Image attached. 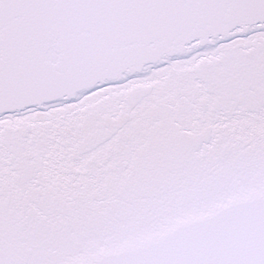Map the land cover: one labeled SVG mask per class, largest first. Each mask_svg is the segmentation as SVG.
<instances>
[{
    "label": "snow or ice",
    "instance_id": "1",
    "mask_svg": "<svg viewBox=\"0 0 264 264\" xmlns=\"http://www.w3.org/2000/svg\"><path fill=\"white\" fill-rule=\"evenodd\" d=\"M0 264H264V0H0Z\"/></svg>",
    "mask_w": 264,
    "mask_h": 264
}]
</instances>
